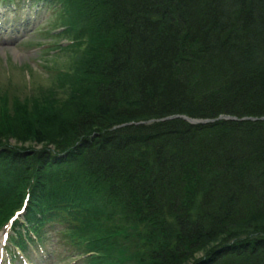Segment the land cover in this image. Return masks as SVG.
Returning a JSON list of instances; mask_svg holds the SVG:
<instances>
[{"label": "trees", "instance_id": "1", "mask_svg": "<svg viewBox=\"0 0 264 264\" xmlns=\"http://www.w3.org/2000/svg\"><path fill=\"white\" fill-rule=\"evenodd\" d=\"M41 1L83 51L80 106L0 116L11 239L50 224L87 264H264V0Z\"/></svg>", "mask_w": 264, "mask_h": 264}, {"label": "rangeland", "instance_id": "2", "mask_svg": "<svg viewBox=\"0 0 264 264\" xmlns=\"http://www.w3.org/2000/svg\"><path fill=\"white\" fill-rule=\"evenodd\" d=\"M64 6L57 11L53 5L38 7L30 0H0V116L17 106L28 112L33 108L40 112L42 109L71 112L80 106L72 99L76 96H68L70 89L64 80L76 64L81 66L83 57L82 50L75 51L68 45V40L74 39L76 34L62 31ZM67 16L66 12L65 19ZM8 140L16 143L14 139ZM29 146L39 147L40 144ZM5 199V195H0L1 201ZM22 217L23 213L19 218ZM1 226L0 264H8L9 260L11 264L88 263L82 244H74V239L65 232L59 233L50 224L44 228L45 239L39 240L41 247L25 242L24 249L21 247L24 256L18 248L5 242ZM12 234L9 231V235ZM22 237L31 241L28 236Z\"/></svg>", "mask_w": 264, "mask_h": 264}, {"label": "bare ground", "instance_id": "3", "mask_svg": "<svg viewBox=\"0 0 264 264\" xmlns=\"http://www.w3.org/2000/svg\"><path fill=\"white\" fill-rule=\"evenodd\" d=\"M168 117H170V116H168ZM218 118H223V119H236L237 117L234 116V115L221 114V115L218 116ZM245 118H247V117H245ZM262 118H264V117H262ZM251 119H255V118L252 117ZM22 213H23V208L20 207V208L16 209V211H14L9 216V218L7 219V221L5 223H8L10 225H13V223H14V220H12L13 217L16 216V215L22 214ZM21 233H24V231H22Z\"/></svg>", "mask_w": 264, "mask_h": 264}, {"label": "water", "instance_id": "4", "mask_svg": "<svg viewBox=\"0 0 264 264\" xmlns=\"http://www.w3.org/2000/svg\"><path fill=\"white\" fill-rule=\"evenodd\" d=\"M174 117L183 118V119L187 120L190 123H200V122L208 121V119L191 118V117H188V116H185V115H178V114L170 115V117H166V118H174Z\"/></svg>", "mask_w": 264, "mask_h": 264}]
</instances>
